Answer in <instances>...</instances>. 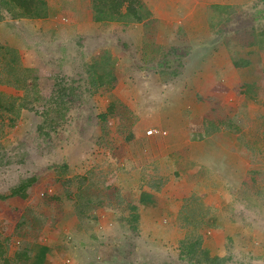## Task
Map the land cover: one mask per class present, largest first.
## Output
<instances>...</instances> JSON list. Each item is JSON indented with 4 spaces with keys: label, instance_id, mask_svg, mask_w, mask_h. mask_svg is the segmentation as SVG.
Instances as JSON below:
<instances>
[{
    "label": "rangeland",
    "instance_id": "obj_1",
    "mask_svg": "<svg viewBox=\"0 0 264 264\" xmlns=\"http://www.w3.org/2000/svg\"><path fill=\"white\" fill-rule=\"evenodd\" d=\"M40 1L39 18L0 8V80L22 87L0 85V239L9 264H38L40 251L52 258L44 264H264V1L242 8L235 32L224 35L255 85L240 87L239 111L224 112L220 102L213 118L202 113L210 120L194 114L188 146L170 159L143 140L161 129L160 113L144 114L130 97L148 93L158 75L192 78L190 50L170 51L165 61L174 62L161 69L163 56L139 66L135 23L95 21L94 0ZM141 3L149 10L151 2ZM97 73L108 81L98 89ZM246 92L257 102H245ZM231 144L236 159H222Z\"/></svg>",
    "mask_w": 264,
    "mask_h": 264
},
{
    "label": "crops",
    "instance_id": "obj_2",
    "mask_svg": "<svg viewBox=\"0 0 264 264\" xmlns=\"http://www.w3.org/2000/svg\"><path fill=\"white\" fill-rule=\"evenodd\" d=\"M146 1L151 2V6H148L152 15L141 23H135L134 26L138 30L139 41H137V44L139 45V49L144 48V50L142 52L139 51L138 55L134 50V54L131 52V55H136V57L141 56L138 61L140 64L138 63V65L146 66V59L149 55L151 56L149 60L156 61V59L159 60V56L171 55L172 52L170 51H174L175 48H188L190 52L187 54L186 65H189L187 70L192 69L195 72L192 78L182 75V78H171L167 82L163 77L160 78L158 75L156 77L159 79L150 87L151 89L148 93L142 94V91H138L134 94L133 98L130 97L132 102L134 100L132 104H142L139 109H142L144 114H148L149 116L160 113L158 117L162 118L160 125L156 124L155 126L161 128V130L163 128L167 132V135L165 137L146 136L143 140H152L158 146L161 145L162 151L166 152L169 150L167 158L170 159L171 151L176 153L182 149L181 147L188 146L186 145V138L191 134L193 124L189 119L192 120L194 114H196V117L200 121L207 120L210 117L213 118V115H210L209 111L220 102V106L223 107L224 112L239 111L242 99H238L237 94L240 87L255 85L256 79L252 78V81L249 79L251 78L249 76L251 69L240 66L242 64H238L234 58L236 55H241L240 48L239 50L235 48L236 42H234V48H230L232 44L225 40L224 35L225 33L231 34L232 31L233 33L235 32V28L233 27L232 29V25L235 26L236 16L240 14L242 8H249L257 1L264 0ZM216 8H220V10H216ZM212 16H214V20L212 21L214 26L211 24ZM90 26L94 28V26ZM78 28L81 30L84 27L80 25ZM92 30L90 31L91 33H96V28ZM20 47L18 48L20 49ZM126 54H122L124 62L129 60ZM170 62L172 64L174 60H170ZM155 67L161 69V61L157 62ZM163 67H167V65L164 64ZM246 77H248L249 81ZM177 83L181 85L179 84L178 86ZM119 86L123 87L122 84ZM184 86L187 87L186 90ZM202 99L205 101H201ZM214 112L215 110L210 113ZM202 113H207L208 118ZM240 148L243 151V146ZM226 150L231 153L226 154L224 152L222 159L226 158L231 161L233 157L236 159V155H238L236 154L238 152L237 146L235 147L234 144H231L228 148H223V151ZM212 153L214 154V158L211 160L215 162L216 160H220L218 151L215 152L213 149ZM210 157L208 156L204 159H210ZM157 164H160V168L162 167L160 162ZM175 170L177 169L175 168ZM198 171L202 172L201 170H195L190 173L198 174ZM193 174L188 178H191ZM201 178L203 179L204 176ZM166 180H169L171 183L174 181L171 176L166 177L163 181L165 182ZM42 255L44 258L46 257L47 261L52 262L49 254L45 253L44 255L41 252Z\"/></svg>",
    "mask_w": 264,
    "mask_h": 264
},
{
    "label": "trees",
    "instance_id": "obj_3",
    "mask_svg": "<svg viewBox=\"0 0 264 264\" xmlns=\"http://www.w3.org/2000/svg\"><path fill=\"white\" fill-rule=\"evenodd\" d=\"M95 1V0H94ZM93 1V13H94V20L95 21H131L133 23H141L144 20L148 19L151 16V11L148 10V8L141 3V0H99L101 2H98L99 5H97V2ZM39 2H41V4H38ZM44 4L45 2L40 1V0H0V8H6L9 12L13 13V16L15 18H39L41 16H43L41 13H44V11L46 12V9L44 8ZM42 8H44L45 10L43 11ZM125 9V12H123L122 10ZM220 8H216V10ZM229 9V8H227ZM225 9V10H227ZM42 10V11H41ZM233 10V9H232ZM228 12V11H226ZM229 14H230V10H229ZM1 18V17H0ZM260 39L262 40L263 44H264V31H262L260 34ZM262 50V49H260ZM9 54L11 55H16L17 51H13V50H9ZM264 51V50H263ZM251 55V53H249ZM258 54V52L256 53ZM165 57H167V55H165L163 57V60L161 61V67H163V65H168L167 63H169V57L168 60L165 61ZM112 57H108V60L110 62H108L109 64L111 63V59ZM97 61V60H96ZM95 61V62H96ZM100 62V61H97ZM238 64H242L240 66H244L245 64H243V62H237ZM108 65V64H105ZM21 70L25 73L28 72L27 68H24ZM106 76H104V74L101 73H97L94 74L92 76L91 79V84L94 88L98 89L99 87H103L105 85H107L108 81H105ZM0 85H5V86H11L14 87L16 89L18 88H22L19 87L18 85V80L14 81V82H10L8 81H1L0 80ZM244 87V86H243ZM252 87V86H251ZM250 88V87H249ZM248 88V89H249ZM61 90L59 91V96L63 94V92H66L67 88H64L61 86L60 88ZM74 90L73 87L70 88L69 92H72ZM250 91V90H247ZM246 100L245 102L248 103H256V94L253 95L252 92H246ZM2 100L3 97H1ZM2 106V104H1ZM3 108V106H2ZM109 114L106 113L104 115L101 116L102 120H105L107 118L108 115H112V108L109 109ZM210 120V119H208ZM229 128H231V130H235V127L233 126V124L229 125ZM230 130V131H231ZM196 133V132H195ZM154 136H161L159 134H156ZM162 137V136H161ZM251 143V141L249 142V144ZM253 144V141L252 143ZM254 152L258 153V147H256L254 144ZM260 152V151H259ZM171 157V156H170ZM66 168V167H65ZM163 178V180L165 179V177H161ZM33 183V181L31 180L30 182H27L26 184H24V186H21L20 188H17L16 190H14V193H18L19 191H21L22 189H24L25 187L28 188V186H30ZM94 197V195H93ZM151 197V196H150ZM96 198V202H99V204H101L103 201V199L101 200V197H95ZM152 198V197H151ZM151 198H149L148 194H144V197L142 198L143 201L146 200H150ZM103 204V203H102ZM44 251H47V249H44ZM188 251V250H187ZM45 255V252H43ZM5 255H6V250L5 247L0 239V259H5ZM20 256H22L23 258L27 259V262L30 261V255L27 252H23V254H19ZM20 258V257H19ZM18 259V255L15 256V261ZM6 264H9L8 259H5ZM38 264H44L47 263L46 262V257L44 258V256H41V252L39 253L38 257H37V261Z\"/></svg>",
    "mask_w": 264,
    "mask_h": 264
},
{
    "label": "built area",
    "instance_id": "obj_4",
    "mask_svg": "<svg viewBox=\"0 0 264 264\" xmlns=\"http://www.w3.org/2000/svg\"><path fill=\"white\" fill-rule=\"evenodd\" d=\"M147 134L150 135V136H152V135H156V134H162V135H165L166 133H165V132L161 133V132L158 131V130L152 129V130H149V131L147 132Z\"/></svg>",
    "mask_w": 264,
    "mask_h": 264
},
{
    "label": "clouds",
    "instance_id": "obj_5",
    "mask_svg": "<svg viewBox=\"0 0 264 264\" xmlns=\"http://www.w3.org/2000/svg\"><path fill=\"white\" fill-rule=\"evenodd\" d=\"M150 130H152V129H150ZM155 130H158V131H160L161 133H163V132H165L164 130H161V129H155ZM148 132V131H147ZM166 134L165 135H162V134H159V135H161L162 137H165L166 135H167V132H165ZM148 135V134H147ZM148 136H150V135H148ZM154 135H152L151 137H153Z\"/></svg>",
    "mask_w": 264,
    "mask_h": 264
}]
</instances>
